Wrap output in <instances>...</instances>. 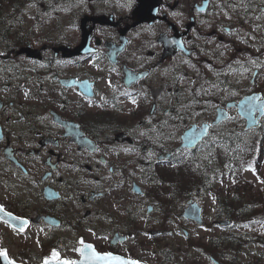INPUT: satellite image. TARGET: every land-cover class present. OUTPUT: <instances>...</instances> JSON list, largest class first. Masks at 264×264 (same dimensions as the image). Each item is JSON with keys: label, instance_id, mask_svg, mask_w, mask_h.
Here are the masks:
<instances>
[{"label": "rangeland", "instance_id": "obj_1", "mask_svg": "<svg viewBox=\"0 0 264 264\" xmlns=\"http://www.w3.org/2000/svg\"><path fill=\"white\" fill-rule=\"evenodd\" d=\"M98 1L17 0V6L14 7L11 6V0H3L0 2V11L1 16L9 15V18H12L11 22L17 29L19 27L18 30L21 28L32 30L33 37L39 40L52 36L58 38L63 35L78 40L80 39L78 28L68 31V27H79L82 15L91 14L88 12L89 8L100 7L101 4L96 3ZM109 1H113L116 8H127V4L132 3L131 0ZM161 31H165V27L161 24L154 28L148 25L141 26L134 33L135 45L131 47L130 52L136 53L135 51L139 50L140 39L148 35V46L141 51V58L152 60L150 52L158 51L155 39ZM108 32L104 28L99 29V33L108 34ZM221 47L225 54L228 48L223 44ZM102 65V63L87 62L78 68L81 72L90 71L93 77L99 80L98 92L97 97L85 100L76 90H71L69 92V98L72 100L71 106L77 109L79 107L88 109L90 113L103 111L106 114H112L117 118V124L122 123L121 126H128L138 139V145L133 147L134 152L122 153L119 150L107 158V164L102 163L100 168H96L98 175L106 176L104 190L101 187V190L105 192L103 197L96 202L92 201L83 205L68 201L70 208L75 205L81 211L84 209V214L87 210H91L102 216L98 218L93 214L85 221L73 218L75 227L72 230L36 224L23 235L14 233L7 225H3L0 228V242L20 257L17 259L22 262L25 260L27 264H37L43 256L52 253L53 250H58L57 248H60L62 256L74 260L79 258L80 237L93 242L94 234V242L97 236L96 242L105 246L108 238L103 234L116 230L111 225L117 224L118 226L124 225L122 228H129L133 239L125 246L118 244L116 252L121 251L145 264H213L211 256L216 257L217 254H221L218 258L222 262L225 261L224 263L264 264V241H259L260 236H264V221L245 224L241 220L236 222L237 226L234 225L233 229H227L219 225L206 226L204 224L205 226L200 227L195 223H184L179 216L182 204L185 205L187 199L194 198L205 209V222L212 224L218 206L217 197L223 195L228 197L227 206L240 207L246 204L254 205L257 210L264 209L263 137L257 136L251 139L250 152L244 157L245 163H251L254 167L247 169L244 166L236 170L232 177L227 175L220 161L212 156L217 151L216 147L211 152L212 155L197 151L200 158L196 164L202 163L196 172L185 160L180 166L183 168L179 167L177 170H172L170 166H163L169 164H161L155 172L151 166L160 151L162 153L175 151L184 155V158L197 154H193L186 148L178 149L182 142L181 134L191 123L200 124L214 116L211 110L202 111V99L212 97L218 91L212 92L219 87L216 74L210 73L209 76L212 79L209 81L202 77V74L205 76L209 74L205 66L196 63L193 64L194 66L182 65L171 60L163 66L162 72L156 71L145 84L135 86L131 90L132 94H124L119 84L120 73L109 71ZM222 66L218 64L219 68ZM21 70L24 73L27 71L24 68ZM19 81L20 79L13 75V84L17 85ZM47 83L48 81L45 82ZM30 90L35 93L37 87L33 86ZM115 93L120 94L115 99L118 109L110 111V107L103 102ZM153 105L161 107V113H152ZM95 124L92 123L91 126L94 127ZM110 125L116 126V121H111ZM243 127V120L234 114V117L221 126H216L212 132L214 137H224L236 131L243 135ZM260 145L263 149L258 154L259 159L254 160L255 150ZM207 161L216 163L214 171L203 168V165H207L205 163ZM202 172L207 175L204 176ZM83 174L84 172L81 173ZM78 176H80L79 173ZM16 179L11 168L4 165L0 172V201L2 203L6 206L13 205L18 210L20 208L18 205L22 202L37 203L42 200L39 193L36 195L35 192H17L16 188L10 184ZM134 182L142 186L143 195L132 191ZM183 189L188 190L187 192L192 191V195L186 197ZM169 198H172V201L168 200ZM149 205L155 206V210L150 214L147 212ZM162 224L165 226H160ZM160 227L168 228L172 233L164 239L153 238L150 231L161 229ZM230 234H234L232 236L234 240L238 239L233 245L226 242ZM243 239H250L247 245ZM215 240L217 241L214 242ZM209 242H214L210 250H208ZM162 250L176 252L181 257L176 258L174 263L162 262Z\"/></svg>", "mask_w": 264, "mask_h": 264}, {"label": "flooded vegetation", "instance_id": "obj_2", "mask_svg": "<svg viewBox=\"0 0 264 264\" xmlns=\"http://www.w3.org/2000/svg\"><path fill=\"white\" fill-rule=\"evenodd\" d=\"M138 1L131 0L127 8H116L113 1L99 0L96 3H100V7H91L88 12L112 14L116 19H121L122 25H126L132 22L133 10ZM159 13L165 14L167 19L153 25H141L154 28L161 24L165 27V31L159 32L155 39L158 51L150 52L152 60L141 58V51L148 46V35L140 39L136 53L130 52L135 45L134 33L141 28L138 26L129 31L128 45L115 63L108 57L110 49L107 43H120L119 27L96 26L92 44L97 46V52L66 57L57 48L78 45L80 27H68V31L78 28V40L66 35L39 40L33 37L32 30H18L19 27L13 26L9 15L1 16L0 13V55L7 56L0 58V172L6 165L17 177L10 182L17 192H35L42 197L37 203L22 202L18 210L13 205L6 206L7 209L24 217L41 216L39 222L46 219L45 215H50L60 220L61 226L71 228L75 227L73 218L83 221L93 214L98 218L102 216L91 210L84 214V209L81 211L75 205L70 208L68 201L83 205L103 197L105 192L101 187L104 190L106 176L98 175L96 168H100L102 163L107 164V158L119 150L122 153L130 152L138 145V139L128 126L117 124V120L116 126L107 123L109 117L103 111L91 112L97 120V127L93 129L90 127L93 121L90 110L71 106V90H76L85 100L97 97L99 80L90 71L81 72L78 69L87 62L102 63L103 68L119 72V84L124 94H132L131 90L135 86L145 84L156 71L162 72L168 61L182 65L201 64L209 72L207 76L202 74V77L210 81V73H215L219 84L212 91L218 90L214 96L202 99L203 112L211 110L216 116L221 109H228L233 117L238 112V107L233 104L237 106L243 98L251 96L259 97L253 101L259 114L264 100V0H163ZM102 28L108 30V34L99 33ZM160 35L163 36L161 40ZM166 40L173 44L180 43L181 49L162 60ZM222 44L228 48L225 54L221 50ZM26 46L39 49L38 57L28 55V52L17 54ZM176 48L174 45L171 49ZM218 64L223 65L222 68ZM21 68L27 70L26 73ZM142 72L147 74L137 78ZM128 74H131V79H128ZM13 75L20 79L19 84H13ZM74 78L89 79L94 97L85 96L79 84L67 85L62 81ZM135 78V81H129ZM129 82H132L131 85ZM33 86L37 87L35 93L30 90ZM118 95L115 93L103 102L110 107V111H117L115 99ZM161 111V107L152 106V113ZM62 121L78 123L85 135L95 141V148L80 147ZM261 121L264 126V115ZM120 132L125 135L118 139ZM127 135L130 140H127ZM48 194L56 197L49 198ZM111 226L116 230L103 234L107 238L118 232L128 235V241L121 243L122 246L133 239L131 230L122 228L124 225ZM92 239L94 242V234ZM96 239L97 236L95 242ZM117 247H113V250H117ZM164 257L170 260L168 256Z\"/></svg>", "mask_w": 264, "mask_h": 264}, {"label": "water", "instance_id": "obj_3", "mask_svg": "<svg viewBox=\"0 0 264 264\" xmlns=\"http://www.w3.org/2000/svg\"><path fill=\"white\" fill-rule=\"evenodd\" d=\"M159 3L160 2L158 0H139V4L135 7L134 13H133L135 21L132 24L127 25L120 30L121 37H123L122 44L121 45H114L113 43H107L108 47L110 48V50L108 51V56L113 62L117 61V56H118L119 52L123 49V47L127 43L126 38H125V34L131 27H134V26H136L140 23H143V22L153 23L155 21V19H158L157 10H158ZM90 21L93 22L94 25L97 23H99L101 25H112V26L119 25V21H116L113 15H109V16H107V15H99V16L98 15L97 16L85 15L81 20V31H82L81 42L77 46H75L74 48H71L70 46H61V47L57 48V51L62 50L64 56H76V55L89 54V53L95 52L96 49L90 46L91 40L94 36V34L92 32L94 26L89 27V25H88V23ZM166 42H167V44H165L164 57L167 56L168 54L175 53L176 50L171 49V48H173L174 45H176L177 48L179 47V49L181 47V44H173L167 40H166ZM38 51H39V49H33L31 46H26V47L21 48L19 51H17V54H22V53L28 52L29 53L28 55L38 57ZM0 57H3V56L0 55ZM146 74H147L146 72H142L141 74H139L137 76V78L142 77ZM127 77H128V79H131V74H128ZM135 80H136V78L129 80V81H135ZM62 81L64 83H66L67 85L79 84L80 89L82 90V92L84 94H86L90 97L94 95L92 83H90L88 80H77L74 78L72 80L71 79H63ZM131 83L132 82H129L128 84L131 85ZM250 98L251 97L244 98L243 100H241L240 103L237 104V106L239 108L240 114L243 115L247 119V123H248L247 127L248 128L258 127L259 124H258L257 120L260 118L262 112H260V115L258 117H255V115H254L255 110L251 109L250 107L247 106L251 100ZM263 106H264V101L262 102V107ZM228 117H229V115L223 110L222 112L219 113L217 119L213 123L219 124L223 120L228 119ZM62 123L66 126L68 133L70 132L71 134H73L75 136V139L80 144V147H90L92 149L95 148V143L91 139H89L88 137L84 136V133L81 131L78 123H75L73 121H62ZM210 127H211V124H208V123H203L200 126H198L196 124L191 126L182 135V139H183L182 147L195 148L196 145L204 137H206L208 135V131H209ZM121 135H124V134H121ZM134 190L138 193H141V188L138 185L134 186ZM4 213H9V212L4 211ZM4 213H0V217H3L2 219L8 221L9 223L14 225L15 227H18V228L20 227L18 220H15V219L9 220L7 218V216L4 215ZM183 215L186 218L194 219L195 221H197L200 224H202V222H203L202 207L197 202H194L193 200L188 201V206L185 209ZM12 216L16 217L13 214H12ZM223 223L227 224V223H229V221H224ZM124 239H125V237H120L119 235H116V237L113 240V243H116L117 241L124 240ZM86 244L92 245L96 252H98L100 254H105V253L99 252L93 244H91V243H86ZM112 254L117 255L114 253H112ZM119 256H121V255H119ZM121 257L124 259H129V258H126L124 256H121ZM50 258L51 257H48L46 259H50ZM81 259H83V258L81 257L77 261H79ZM130 260H132V259H130ZM134 261H137V260H134ZM137 262H138V264H141L139 261H137ZM0 264H8V262L3 260L2 257H0ZM13 264H19V263H16L13 261ZM41 264H44V262Z\"/></svg>", "mask_w": 264, "mask_h": 264}, {"label": "trees", "instance_id": "obj_4", "mask_svg": "<svg viewBox=\"0 0 264 264\" xmlns=\"http://www.w3.org/2000/svg\"><path fill=\"white\" fill-rule=\"evenodd\" d=\"M13 1V0H11ZM16 1V0H15ZM26 1V0H24ZM0 2H3L1 0ZM97 126H94L93 129H95ZM247 144L246 140L238 138L235 133L231 132L225 137H223L219 142L215 144V141L213 139H209L208 141L204 142L201 148H204L201 152L203 154L205 153H210L213 151V149L216 147L217 151L215 154H211L214 158L218 159L222 166H224V169L230 177L233 176V173L240 169L243 168L246 163L245 161H242L240 158L237 157L238 150L240 148H243ZM244 149V148H243ZM198 156V157H197ZM194 157V158H193ZM184 156L180 157L177 161H175V166H181L183 163V160H185L188 164H190L193 168V171L196 172L198 171L200 165L202 162H198L196 164V161L200 158L199 155H190L188 158H184ZM207 165H203L204 169H209L211 171L215 170L216 163L214 161L212 162H205ZM204 164V163H203ZM183 167H180L182 169ZM204 176V172H202ZM196 177V176H195ZM201 177V176H199ZM204 183V182H203ZM184 194L187 193L188 190H185ZM234 199V198H233ZM219 204L221 206L220 209H218V216L226 215L227 217H231L234 219H242V220H247V219H262L264 220V209L262 210H257L255 206H248L246 204H243L240 207H234V206H227L228 202V197L227 195L219 196L218 197ZM232 237V236H231ZM229 244L233 245L234 240L233 238H229ZM211 249V248H209Z\"/></svg>", "mask_w": 264, "mask_h": 264}, {"label": "snow or ice", "instance_id": "obj_5", "mask_svg": "<svg viewBox=\"0 0 264 264\" xmlns=\"http://www.w3.org/2000/svg\"><path fill=\"white\" fill-rule=\"evenodd\" d=\"M255 63V61H253ZM250 99H259V97H252ZM135 103V101H133ZM0 213H4V208L0 205ZM9 220H18L20 227L17 231H23L24 227L28 225L29 221L26 219H21L19 217H13L11 213H4ZM3 217H0L2 219ZM82 247L79 249L80 255L83 259L71 260V259H61L58 251L53 250L51 253V258L46 259L44 264H138L137 261L124 259L119 255H113L112 253L100 254L96 252L92 245L86 244L83 240L80 241ZM0 257L7 261L8 264H13V261L9 259L6 250H0Z\"/></svg>", "mask_w": 264, "mask_h": 264}]
</instances>
